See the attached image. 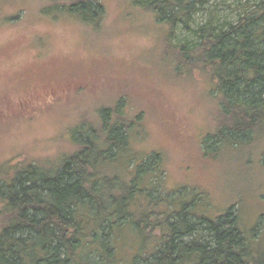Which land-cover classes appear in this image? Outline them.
<instances>
[{
	"label": "trees",
	"instance_id": "obj_1",
	"mask_svg": "<svg viewBox=\"0 0 264 264\" xmlns=\"http://www.w3.org/2000/svg\"><path fill=\"white\" fill-rule=\"evenodd\" d=\"M34 1L42 15L61 14L84 26L96 27L104 15L100 0ZM124 1L166 27L176 73L198 71L213 84L217 116L201 139L202 156L215 159L226 148L245 151V159L260 152L264 0L238 3L234 21L208 9L200 24L194 17L205 0ZM96 113L95 123L80 121L70 129L72 152L48 164L12 165L0 178V264H118L116 243L127 234L150 247L130 264H264V251L241 232L231 208L192 222L189 203L173 210L161 182L151 181L163 173L160 155L138 157L131 147L145 131L139 116L126 111L124 98Z\"/></svg>",
	"mask_w": 264,
	"mask_h": 264
},
{
	"label": "rangeland",
	"instance_id": "obj_2",
	"mask_svg": "<svg viewBox=\"0 0 264 264\" xmlns=\"http://www.w3.org/2000/svg\"><path fill=\"white\" fill-rule=\"evenodd\" d=\"M246 1L205 0L194 22L202 23L208 9L234 21V7ZM100 3L104 15L91 27L61 14L46 17L34 0H0V178L12 165L48 164L72 152V126L95 123L100 108L124 98L126 111L139 116L145 131L131 147L138 157L160 155L163 173L151 181L161 182L173 210L189 203L192 222L231 208L241 232L264 251V145L246 159L245 151L229 148L215 159L203 157L201 139L217 116L213 84L198 71L176 73L166 27L152 16L124 0ZM5 163L10 167L4 169ZM122 239L116 243L118 264L150 249L131 234ZM153 240L155 245L158 237Z\"/></svg>",
	"mask_w": 264,
	"mask_h": 264
}]
</instances>
